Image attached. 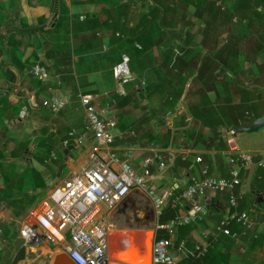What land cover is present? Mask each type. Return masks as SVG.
Wrapping results in <instances>:
<instances>
[{
    "label": "crops",
    "instance_id": "1",
    "mask_svg": "<svg viewBox=\"0 0 264 264\" xmlns=\"http://www.w3.org/2000/svg\"><path fill=\"white\" fill-rule=\"evenodd\" d=\"M189 1L0 0V154L11 159L13 152L23 154L27 143L25 157L12 158L32 167L26 183L11 186L21 192L17 195L22 203L19 213L11 204L10 182L3 178L12 171L7 167L0 171V264L13 261L18 253L22 256L16 264H49L54 253L63 251V242L46 238L30 212L42 208L51 192L77 176L85 164L94 140L86 130L80 94L91 95L99 109L107 110L103 118L115 121L113 147L136 172L141 173L143 160L156 149L175 160L165 169L160 170L156 162L150 168V184L164 201L182 191L188 178H200L203 166L212 175L226 178L228 135L223 130L228 122L235 121L239 128L264 114V76L255 83L249 72L239 74L242 86H225L226 79L216 76L220 66L214 61L226 34L221 31L223 22L210 17V9L217 12L215 7L200 4L195 14V3ZM220 5L217 1L216 6ZM203 41L209 46L198 52L171 50L174 44L190 47ZM124 56L128 75L121 82L112 69ZM200 57L205 58L203 66L201 61L194 66L191 59ZM35 60L45 63L48 80L32 74ZM9 74L12 77L5 80L3 76ZM179 74L185 81L181 97L175 100L168 93L177 90ZM57 93L68 102L53 116L42 102ZM70 129L85 132L86 138L83 144L66 149L63 141ZM219 130L223 141L225 135L224 149L217 148L224 144L219 136L211 137ZM168 133L175 139L163 146ZM235 141L240 149L264 160V126L238 133ZM197 156L201 161L195 160ZM253 166L241 168L238 190L243 196L238 205L244 207L253 226H239L235 233L254 232L261 244L252 251L240 248L246 257L239 264H264V170ZM252 188H258L259 195H251ZM227 196L226 192H208L177 209L181 217L192 210L200 216L188 224L187 242L196 245L220 235L217 226L231 210ZM98 207L99 218L107 225V264H151L157 218L146 195L135 189L112 210L104 203ZM24 225L33 226L42 240L26 242L20 234ZM172 251L179 260L181 254Z\"/></svg>",
    "mask_w": 264,
    "mask_h": 264
},
{
    "label": "built area",
    "instance_id": "2",
    "mask_svg": "<svg viewBox=\"0 0 264 264\" xmlns=\"http://www.w3.org/2000/svg\"><path fill=\"white\" fill-rule=\"evenodd\" d=\"M127 61L128 58L124 56L122 62L113 68L114 76L121 82L128 75ZM31 72L39 80H47L49 77L45 63L41 60L33 62ZM67 102L64 95L57 93L43 100L42 104L56 116ZM79 103L87 119L86 130L90 131L94 140L89 145L85 164L77 176L66 180L61 187L51 192L49 200L42 208L30 212L31 218L44 230L46 238L58 243L63 242L62 250L75 264H107L109 258L107 225L103 218H99L98 204L104 203L108 210H112L135 189L142 191L152 203L156 218L165 204L169 203L172 208L179 209L195 196H202L208 192H226L229 194L231 212L220 221L217 230L223 235H234L227 226L230 220H234L245 229L252 228L253 221L249 214L236 209L243 197L241 192L237 191L240 184L239 171L252 165L264 167V160L255 158V154L237 146L236 129L229 128L226 131L230 177L208 175L207 166H203L200 178H188L182 191L164 201L161 194L150 184L152 178L150 168L156 162L160 170L165 169L174 163L171 156L164 158L162 151L156 149L151 156L143 160L141 173L136 172L127 160L119 158L113 147L116 123L113 119H103L107 110L99 109L89 94H80ZM85 138V132L70 129L63 144L67 146L72 141L75 145H81ZM195 160L198 162L201 158L197 156ZM199 218L198 213L192 210L186 216L177 215L168 223H157L155 229H166L173 236L178 226ZM20 234L26 242L39 243L42 240V235L31 225H24ZM206 246L207 240H204L195 245V251L203 255ZM172 248V238L155 239L154 236L150 253L151 264H177Z\"/></svg>",
    "mask_w": 264,
    "mask_h": 264
},
{
    "label": "trees",
    "instance_id": "3",
    "mask_svg": "<svg viewBox=\"0 0 264 264\" xmlns=\"http://www.w3.org/2000/svg\"><path fill=\"white\" fill-rule=\"evenodd\" d=\"M217 1H219V4H221L220 6H216ZM189 2L195 3V7L197 9L194 12L195 14H198L200 4H204L205 6H209L210 8L215 7L217 9V12L214 14L212 13L213 10L210 9V17H214V19L219 18L223 22L221 31L226 34L224 35V39L222 40V42H220L221 44L216 48V57H214V61L216 62L217 68H219L220 66L219 72L216 76H220L223 80L226 79L225 81H223L225 82V86H227L228 84H235V86L237 87L242 86L240 82L241 79L238 75L246 74L248 72L250 78H252L255 83L259 82V79L263 78L262 76H264V0H190ZM208 17L209 16H207V18ZM5 29L6 28H4V30ZM1 32H3L2 28L0 29V33ZM214 45H218V43L215 42ZM208 46L209 45L205 41L196 43L190 47L186 44L184 45L178 43L174 44L171 50L174 52L177 50L179 52L185 53L189 51L198 52L204 47ZM208 50H211V48H209ZM177 59H174V63L175 61H177ZM204 59V57H200V59H191V61L195 63L194 66H196L197 63L201 61L200 66H203ZM182 60H184V58H181L180 61ZM175 65L176 64H174V66ZM252 66H254L255 69H253ZM244 67L246 69L243 70ZM198 76L199 75L197 73V75H195L193 79L196 81ZM3 77L5 78V80H9L12 75L9 74ZM175 81H177V90L174 91L175 93L171 92L168 94H171V96L176 100L181 97V94L183 92L181 86L185 81V77H181V75L179 74V78L176 77ZM238 126L239 125L235 123V121L228 122V126H226L225 130L223 131L225 133L229 128L237 129ZM221 134L222 130H219V132L217 131V133H213L211 137L219 136L221 139ZM223 136L224 141L222 139L221 141H223L224 144L220 143V145L217 147L219 149H224L227 146L225 135ZM185 138H187V135L185 136ZM174 139L175 136L171 137V134L168 133L166 139H164L165 142L162 145L167 146ZM25 144L26 143H24V150L22 151L23 154H20L18 156L20 157V159L24 158V154L28 152V150L26 149L27 144ZM72 144L75 145L72 141H70L69 144L64 147H66L67 149ZM49 153L50 150H48L47 154L49 155ZM62 154L63 153H61V155ZM162 154L164 158H166L165 153L163 152ZM14 155L16 154L13 152L12 156ZM4 157L5 155L1 153L0 160H3ZM33 157H36V154H34ZM178 158H180V156H178ZM255 158L260 157L255 155ZM253 167L263 168L264 170V167L262 166L255 165ZM242 171L244 170L239 171V178H241ZM229 172L226 178L230 177ZM208 175H212L210 171H208ZM239 189L240 184L237 186V191ZM257 189L252 188L251 195H259ZM227 198L229 200V194ZM11 204L13 205V207L18 208L16 213H19L22 210V203L19 200H13ZM236 209L238 211H242L244 207L239 204ZM229 212H231V210ZM177 213L178 212L176 208H172L169 203L165 204L161 210L160 215L157 218V223H168L177 216ZM188 224L178 226L173 236L163 228H158L155 231V239L172 238V249L176 251L178 255L181 254V258L177 260V264H239V261L246 257L245 253L242 252L240 248H246L247 251H252L255 250L257 246H259V244H261V238H258V235H256L254 232H244L245 235L243 236L239 234L241 230L235 233V231L238 230L239 226L241 225L236 223L234 220H231L230 223L227 224V226L230 228L231 232L234 233V235H223L220 231H218L220 233L219 236H209V238L207 239L208 241L204 254L199 255L195 251V245H193L191 242H187L185 238L186 233H188L190 230V225ZM235 236L240 238H236ZM238 240L240 243H236ZM21 256L22 254L18 253L17 257L13 261L10 260L8 264H16ZM255 260L256 259L253 258L252 262H254ZM255 263L256 262H254L253 264Z\"/></svg>",
    "mask_w": 264,
    "mask_h": 264
},
{
    "label": "rangeland",
    "instance_id": "4",
    "mask_svg": "<svg viewBox=\"0 0 264 264\" xmlns=\"http://www.w3.org/2000/svg\"><path fill=\"white\" fill-rule=\"evenodd\" d=\"M253 69H255L254 66H252ZM238 134V132H237ZM236 134V135H237ZM20 142H24V141H20ZM27 144V143H26ZM25 144V145H26ZM16 153H18L16 151ZM19 154H16V158H18ZM11 159H7V158H3V160H1L0 162V170L4 171L7 168H9L12 171V175H3V178L5 177L10 183H8L9 185V191L7 189V191L10 194V196L12 197V200H17V195L20 194L21 192L18 191V189L16 188V190H12L11 186L14 185L15 187L19 184L23 182H25L24 180H27L26 178H28V174L31 173V164L30 163H23L20 159H16V158H12L11 156H9ZM11 162H13V167L11 168ZM3 174V173H2ZM31 176V174H30ZM26 183V182H25ZM0 200H1V194H0Z\"/></svg>",
    "mask_w": 264,
    "mask_h": 264
},
{
    "label": "water",
    "instance_id": "5",
    "mask_svg": "<svg viewBox=\"0 0 264 264\" xmlns=\"http://www.w3.org/2000/svg\"><path fill=\"white\" fill-rule=\"evenodd\" d=\"M263 126H264V114L255 118L250 125L237 128L236 132L238 133L255 132ZM50 259L51 260L49 264H75L64 251L54 253ZM37 264H43V262L39 261L37 262Z\"/></svg>",
    "mask_w": 264,
    "mask_h": 264
}]
</instances>
